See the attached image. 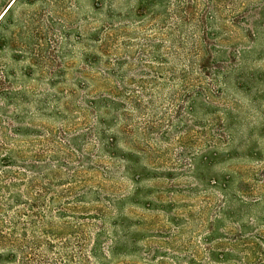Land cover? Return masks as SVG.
<instances>
[{
  "label": "rangeland",
  "instance_id": "374dc122",
  "mask_svg": "<svg viewBox=\"0 0 264 264\" xmlns=\"http://www.w3.org/2000/svg\"><path fill=\"white\" fill-rule=\"evenodd\" d=\"M92 5L50 0L37 6L34 25L43 31V49L32 58L34 65L28 57L38 40H22L30 10L19 7L13 49L0 57L16 75L5 87L28 88L17 111L63 134L76 149L62 142L49 158L63 165L62 181L100 186L110 201L112 222L111 204L118 197L124 198L117 206L120 215L139 219L137 227L120 226L141 228L138 251L123 248L116 260L107 257L109 264H186L194 248L203 252V227H214L208 223L220 204L219 193L205 180L230 168L264 167V0H103L98 9ZM46 9L50 18L44 24L40 15L44 18ZM244 29L255 34L245 36ZM203 38L213 56L242 52L241 67L234 66L225 83H211L195 65ZM27 68L28 76L22 73ZM111 85L123 92L114 115L104 116L106 135L118 137L114 157L99 148L96 110L87 105ZM46 93L54 97L45 100ZM123 154H133L136 163ZM126 165L137 167L138 185L121 173ZM135 187L139 202L132 198ZM149 199L152 213L139 206ZM186 217L190 221L183 223ZM177 225L188 228L172 231ZM224 225L232 226L228 220ZM10 228L0 227V235ZM19 229L26 245L57 244L44 233L47 227H17L16 233ZM50 255L53 262L56 253Z\"/></svg>",
  "mask_w": 264,
  "mask_h": 264
},
{
  "label": "trees",
  "instance_id": "16d2710c",
  "mask_svg": "<svg viewBox=\"0 0 264 264\" xmlns=\"http://www.w3.org/2000/svg\"><path fill=\"white\" fill-rule=\"evenodd\" d=\"M49 1H0V57L13 49L14 16L16 10L23 6L30 10V14L21 38L24 40L26 36L29 42L37 38L38 41L32 43L34 54L28 58L32 61L34 55L39 56L43 49L39 41L43 31L40 24L34 25L35 15L40 10L37 6L46 5ZM88 1L94 9L103 4V0ZM33 8L35 12H32ZM42 13L44 18L41 14V22L45 20L46 24L50 18L49 11L46 9ZM244 31L247 32L245 36L255 34L250 29ZM200 46L201 50L194 55V62L198 71L212 80L211 83H225L229 76L235 74L234 66L241 67L239 59L242 52L233 50L226 54L223 51L213 56L206 49L204 38ZM224 55L228 60L223 59ZM31 64L35 63L32 61ZM30 72L31 69L27 68L22 73L28 76ZM15 77L8 64L0 60V227H11L10 233L0 235V264H109L107 257L116 260L119 253L125 252L123 248L127 253L137 252L141 228L127 231L120 226L128 227L132 223L137 227L140 221L131 222L120 215L117 206L121 205L123 197L116 198L111 204L115 209L112 222L107 212L110 201L102 196L100 186L94 188L91 182L89 185L81 184L82 180L62 181V176L67 175L63 165L59 160L49 158L61 149L58 147L62 146V142L65 147L76 149L71 146L72 143L67 144L63 134L58 135L43 124L28 121L17 111L29 89L13 85L5 87V83L12 84ZM103 91L105 93L91 97L87 105L96 110L98 127L95 131L99 148L114 157L118 137L113 133L106 135L104 116L114 115V110L121 105L123 92L114 85L105 87ZM45 96L48 100L54 94L46 93ZM206 97L209 98L208 93ZM10 107H13L12 111H9ZM46 146L50 147V151L45 150ZM124 157L136 163L133 154H123ZM121 173L128 175L135 185L141 181L134 165H126ZM204 184L219 193L220 204L208 223L214 227H203L206 230V235L201 238L205 244L203 252L194 248L186 264H264V167L230 168L207 178ZM132 193L134 201L139 202V188L135 187ZM139 206L150 213L154 210L150 199L143 203L140 201ZM227 220L231 227H225L224 221ZM184 221L189 222V217ZM106 224L110 229H106ZM17 227H47L44 233L47 236L51 234L57 244L26 245L23 242L25 235L20 229L16 233ZM53 227L60 228L56 231ZM88 227H96V231L92 232ZM187 228L177 225L172 231L184 233ZM178 236L173 233V239ZM55 253L57 257L51 262L50 254Z\"/></svg>",
  "mask_w": 264,
  "mask_h": 264
}]
</instances>
